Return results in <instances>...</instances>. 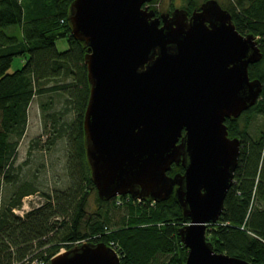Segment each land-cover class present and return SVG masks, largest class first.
<instances>
[{
	"label": "water",
	"instance_id": "1",
	"mask_svg": "<svg viewBox=\"0 0 264 264\" xmlns=\"http://www.w3.org/2000/svg\"><path fill=\"white\" fill-rule=\"evenodd\" d=\"M152 0H74L70 36L87 47L85 155L97 197L164 202L174 196L189 223L177 231L185 264H250L214 252L207 226L220 218L240 141L225 120L256 105L262 85L248 67L256 38L208 0L190 16L160 15ZM183 172L169 176L172 166ZM49 264H121L103 243L81 244Z\"/></svg>",
	"mask_w": 264,
	"mask_h": 264
},
{
	"label": "trees",
	"instance_id": "2",
	"mask_svg": "<svg viewBox=\"0 0 264 264\" xmlns=\"http://www.w3.org/2000/svg\"><path fill=\"white\" fill-rule=\"evenodd\" d=\"M73 1L0 0V186L11 190L0 207V264H48L62 249L85 243L112 244L121 264H152L158 256L168 258L161 264H185L188 251L177 231L189 220L174 196L164 202H138L129 196L108 202L98 199V212L86 215L87 198L94 189L83 132L90 88L84 64L87 47L70 36ZM221 7L231 15L240 35L257 39L262 59L248 67V75L261 83L262 91L255 106L224 122L228 136L239 139L240 154L223 212L215 224L207 226L206 239L218 254L264 264V131L250 133L257 117L264 124V0H229ZM193 9L190 4L188 12ZM13 27L19 37L6 33ZM60 39L67 43L64 52L57 50ZM15 58L24 62L9 74ZM53 95L62 98L58 112L52 108ZM46 96L48 101L39 106L44 124H53L54 141L64 139L67 154V189L52 193L40 192L33 181L22 179V165L14 166L27 130L28 108L35 97ZM68 113L73 115L71 124H60ZM39 144L40 139L30 142L28 156L33 146L39 150ZM182 172L181 166L173 165L168 175ZM36 193L42 204L23 217L16 215L23 199ZM122 209L125 215L115 229L110 226V214Z\"/></svg>",
	"mask_w": 264,
	"mask_h": 264
},
{
	"label": "rangeland",
	"instance_id": "3",
	"mask_svg": "<svg viewBox=\"0 0 264 264\" xmlns=\"http://www.w3.org/2000/svg\"><path fill=\"white\" fill-rule=\"evenodd\" d=\"M208 0H153L151 5H145L148 10L157 11L158 14L167 13L171 9H186L190 4L198 9L203 3ZM223 7L228 5L229 0H215ZM149 4V3H148ZM8 35L16 37L20 36V32L16 27L6 30ZM257 41V39H256ZM57 50L64 52L67 50V43L65 39H60L56 43ZM24 60L22 58H15L8 71L9 74L19 70ZM49 97H35L28 108V122L25 136L20 140L14 158V166L17 168L21 166L22 179L25 181H33L34 185L38 187L40 192H56L64 191L68 186V178L66 175V143L64 139L58 140L53 148L47 151L44 147H41L45 135L48 134L50 123L44 124L42 113L39 106L45 104ZM53 111L58 112L62 110V98L57 95H53ZM258 102V101H257ZM73 120L72 113H68L62 117V121L71 124ZM264 131V124L261 117H257L256 121L250 127V133L252 136L256 135L259 131ZM42 138L39 144V150H32L30 156L27 155L28 147L31 141ZM36 174V177L35 175ZM181 174V173H178ZM173 175H169L173 177ZM11 190L9 187L0 186V207L7 200ZM98 197L95 189L90 190V194L87 198L86 215L87 217L93 216L98 212L99 204L97 202ZM144 201V200H142ZM152 201V200H151ZM153 202V201H152ZM42 204V199L38 193L27 196L23 199L24 212H30ZM125 215V209L116 210L110 214V226H115V229L119 226L120 219ZM68 249H62L59 253L67 251ZM168 260L167 257L158 256L152 264H161ZM35 264V263H34ZM49 264V263H48Z\"/></svg>",
	"mask_w": 264,
	"mask_h": 264
},
{
	"label": "flooded vegetation",
	"instance_id": "4",
	"mask_svg": "<svg viewBox=\"0 0 264 264\" xmlns=\"http://www.w3.org/2000/svg\"><path fill=\"white\" fill-rule=\"evenodd\" d=\"M152 1H153V0H152ZM152 1H151L149 4H147V5H151ZM191 5H192V4H191ZM189 6H190V5H189ZM189 6H188V7H189ZM188 7H187L186 9H182V10H185V11L188 13V16H190V15L192 14V12L199 10V8H198V9H195V8H194L191 12H188ZM174 10H175V9H171V10H169L167 13H161V14H158L157 11H156V12L153 11V12L155 13V17H159V16L162 15V14H164V15H171V14L173 13ZM60 121H61V122H60ZM59 122H60V124L63 123L62 118H60ZM69 125H70V124H69ZM53 128H54V127H53V124H50V128H49V130H48V134L45 135V140H43V142H42L43 145H42L41 147H44L47 151H49L51 148H53V147L55 146V144H56V142L54 141L55 134H54V129H53ZM42 138H43V136H42L41 138H38V139L42 140ZM52 141H54L53 145L50 144L52 147H51V146H48V145H47L48 142L51 143ZM33 147H34V146H33ZM33 147H32V150H35ZM28 149H30V145H29ZM28 152H29V150H28ZM28 152H27V155H28ZM31 153H32V152H31Z\"/></svg>",
	"mask_w": 264,
	"mask_h": 264
},
{
	"label": "built area",
	"instance_id": "5",
	"mask_svg": "<svg viewBox=\"0 0 264 264\" xmlns=\"http://www.w3.org/2000/svg\"><path fill=\"white\" fill-rule=\"evenodd\" d=\"M116 198H120V197H116ZM136 201L140 202V201H142V200H137V199H136ZM115 203H116V205H120V204H121V200H120V199H117ZM24 208H25V207H24ZM24 208L22 207L21 210H15L14 213H15L16 215L20 216V217H23L24 214L27 213V211L24 212V210H23ZM109 247H110V248H111V249L117 254L118 258H120V255L118 254V249H117V247L112 246V244H111ZM42 264H43V263H42Z\"/></svg>",
	"mask_w": 264,
	"mask_h": 264
}]
</instances>
